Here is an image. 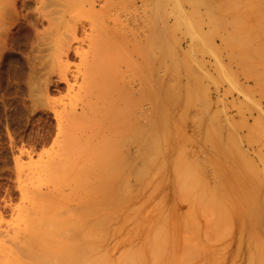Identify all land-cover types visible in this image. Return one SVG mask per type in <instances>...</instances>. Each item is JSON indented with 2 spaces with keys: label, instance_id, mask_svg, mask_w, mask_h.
Listing matches in <instances>:
<instances>
[{
  "label": "rangeland",
  "instance_id": "1",
  "mask_svg": "<svg viewBox=\"0 0 264 264\" xmlns=\"http://www.w3.org/2000/svg\"><path fill=\"white\" fill-rule=\"evenodd\" d=\"M158 14L162 125L142 142L69 138L23 80L0 83V264L46 245L51 264H264V0H123L98 18L154 66ZM84 187L98 216L70 219ZM32 202L36 216L13 209ZM79 223L82 250L68 244Z\"/></svg>",
  "mask_w": 264,
  "mask_h": 264
},
{
  "label": "bare ground",
  "instance_id": "2",
  "mask_svg": "<svg viewBox=\"0 0 264 264\" xmlns=\"http://www.w3.org/2000/svg\"><path fill=\"white\" fill-rule=\"evenodd\" d=\"M122 1L0 0V83L23 80L34 107L53 110L54 118L67 125L60 132L69 138L87 132L113 140L142 142L148 138L151 125H162L163 16H156L157 65L152 66L143 40L130 47L125 33L115 31L107 19L98 18L101 11H111ZM147 1L142 0L145 7ZM145 38L150 42L147 34ZM134 56L141 59L139 67L132 63ZM74 58L80 60L75 67ZM52 86L58 91L65 89L67 95L54 99ZM84 188L66 208L70 219L90 213L98 216L99 195ZM89 203L94 204L91 212L85 208ZM13 209L19 216H36L34 202ZM83 232L79 223L76 233L70 235V248L83 249ZM39 249L40 255L34 254L26 264H51L50 246Z\"/></svg>",
  "mask_w": 264,
  "mask_h": 264
}]
</instances>
